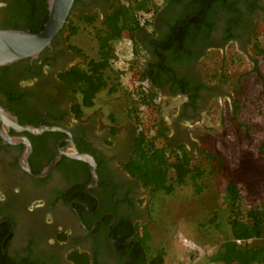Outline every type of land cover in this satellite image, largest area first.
I'll use <instances>...</instances> for the list:
<instances>
[{"label": "flooded vegetation", "instance_id": "obj_1", "mask_svg": "<svg viewBox=\"0 0 264 264\" xmlns=\"http://www.w3.org/2000/svg\"><path fill=\"white\" fill-rule=\"evenodd\" d=\"M196 1L144 0L142 4L146 7L141 12L145 19L140 18V27L133 35L132 46L129 45L133 48L137 44L141 52V58L136 56L141 69L137 81L154 89L155 101L184 99L179 110L185 114L184 119H162L168 130L166 137L174 145L189 143L187 122L200 114L209 96L220 92L217 86L212 91L202 81L197 70L200 58L214 48L225 51V46L231 44L253 48L263 36L258 35V24L264 22V0H206L204 16L212 24L209 38L199 43L190 41L182 60L168 59L165 54L160 66L168 64L164 66L161 86H153L149 79L141 82L146 68L159 57L156 49L151 55L146 38L154 34L163 39L169 28L181 22L188 5L189 16L196 17ZM227 1L235 4L230 5L234 12L224 11ZM8 2L0 0V20ZM208 7L211 9L207 15ZM107 11L108 5L102 0H77L70 14L77 18L98 14L102 23ZM229 22L231 33L227 30ZM230 34L233 36L229 37ZM69 35L66 30L58 34L51 48L35 60L18 61L0 69V107L13 114L18 125L52 126L64 131L32 135L15 132L11 127L5 132L0 126V264H74L71 259L74 253L87 255L89 264H149L148 251L141 248L135 235L142 237L146 231L147 203L152 204V197L149 189L143 188L123 164L133 154L134 140H140V133L146 135L150 110L139 105V121L144 125L127 116L130 122L120 130L114 113L102 114L93 110L94 105L81 108L82 115L76 118L73 106L81 97L58 78L62 71L80 67L79 56L67 43ZM130 48L128 51L134 56ZM130 72L136 75L129 66L130 87L120 90L123 101L133 97L140 85L134 84L135 76ZM180 83L188 84L187 93L179 87ZM198 84L203 87L193 110L188 95L196 91ZM110 88L105 89L106 93H118L119 88L109 92ZM155 101L153 108L157 115L160 111ZM125 107L128 114L129 107L127 104ZM106 113L105 125L102 117ZM14 136L28 141L29 153L22 140L15 143ZM70 146L93 158L96 181L85 162L62 155L52 165L59 153ZM145 245L149 248L147 242Z\"/></svg>", "mask_w": 264, "mask_h": 264}, {"label": "trees", "instance_id": "obj_2", "mask_svg": "<svg viewBox=\"0 0 264 264\" xmlns=\"http://www.w3.org/2000/svg\"><path fill=\"white\" fill-rule=\"evenodd\" d=\"M102 1L108 5V11L103 22L100 23V27L95 25L97 15L79 16L77 18L70 14L64 29L61 31L68 30L71 36L79 32L80 26L73 25L71 22L73 17L81 22L84 27L88 26L92 29L91 34L96 44L94 55L88 57V60L86 58L85 68L74 66L58 74L59 80L71 88L73 93H77L81 97L80 102L78 101L79 103L73 106V113L76 118L81 117V108L92 107L96 95L109 86V77L105 76V70L111 71L117 81L116 86H112L109 92H115L116 88H122V84L119 83V74L113 67L120 56L132 46L125 44L124 40L133 41V35L141 24L140 18L145 19L141 12L146 7L142 4L144 0ZM226 3L224 11L234 12L233 6L230 5L235 4L232 1ZM205 5L206 0H197L194 3V14H196L194 18L189 16L191 13L190 6L185 7L186 11H183L180 17L181 22L175 24L173 28H169L163 39L154 34L150 35V38H146L150 45L151 55L154 56L153 49H156L159 57L157 61H152L146 68L145 73L141 75L143 77L140 78L141 82L149 79L153 86H161L164 66L168 64L166 63L163 67L160 66L163 56L166 54L168 59L182 60L181 55L189 51L188 44L190 41L199 43L209 38L212 24L207 16H204ZM210 7H208L207 15ZM2 12L4 13L0 20V29L27 31L32 34L42 30L48 17L46 0H9L7 7ZM147 23L149 24V22ZM231 24L229 22L227 26L230 33ZM232 36L233 34L229 35V37ZM135 45L137 46V44ZM136 46H134L135 50L134 47L130 49L134 56H141V52ZM69 48L77 56L83 53V50L78 47L69 46ZM131 64L136 65L137 59L132 60ZM133 67L131 66V71H134ZM132 76L135 75L132 74ZM181 84L179 87L187 93L188 84ZM202 87L198 84L196 91L188 95L191 108H196L195 102L199 98V90ZM138 88L133 97L130 96L126 100L129 107L128 117L131 121L134 120L136 124L144 125L139 121L141 118L139 117L138 106L143 105L153 111L156 92H153V88L144 89L141 85ZM149 122L151 125L144 130L146 135L143 137V134L140 133L141 135H138L140 140H134L133 154L129 161L123 164V168L143 188L149 189L152 197L151 203H156L161 194L170 195L176 188L186 186L190 179L193 188L194 207L198 209L194 210V231L197 236L200 234L208 236L209 234L211 238H218V236L220 238L219 248L212 256H209L208 263L264 264V242L261 244L256 242L264 238V202L260 204L248 202L242 196L235 180H231L221 193L222 195L220 194L221 200L224 202L223 205H215L211 210L206 205L202 206L203 200L206 203L204 196L209 194L207 186L209 184H205L203 179L204 171L198 168H190L188 152L183 145H174L168 140L165 134L167 128H164L163 121L152 118ZM112 130L115 131V129ZM216 160L220 164L223 163L221 158ZM211 191L215 192L214 189ZM206 227L207 230L203 229ZM135 240L142 245L141 248L144 251H148L149 264H164L163 251L153 250L151 252V245L149 248L145 245L146 242L148 244L150 242V235L147 231H144L142 237L136 233ZM71 259L74 264H89L87 255L74 253Z\"/></svg>", "mask_w": 264, "mask_h": 264}, {"label": "rangeland", "instance_id": "obj_3", "mask_svg": "<svg viewBox=\"0 0 264 264\" xmlns=\"http://www.w3.org/2000/svg\"><path fill=\"white\" fill-rule=\"evenodd\" d=\"M73 17L71 22L81 29L77 34L68 36L67 43L83 50L77 61H80V67L85 68L86 58L88 60L94 55L96 44L92 29L84 27ZM95 25L100 27L99 17ZM259 34L263 35L262 40L253 48L239 44L227 45L225 51L214 48L207 51L197 64L202 81L212 91L217 86L220 92H215L211 98L209 96L200 114L196 113L194 121L187 122L189 143L180 145L188 152L190 168L204 171L203 179L205 184H209V194L203 195L206 203L203 200L202 206L206 205L210 210L215 205L224 204L221 193L231 180H235L248 202H264V22L258 24ZM124 43L131 45L132 41L124 40ZM132 60H136V56L127 51L114 65V70L122 73L119 83L122 88L130 87L128 68L134 66V84L149 89L146 82L137 81L141 69L138 64L131 65ZM105 75L110 80L109 88L115 87L117 81L113 73L107 71ZM120 90L114 95L101 91L96 95L93 107L102 114L106 111L114 113L119 130L130 122L125 107L127 102L123 101ZM181 98L157 99L155 102L160 112L156 115L155 110L150 111L146 121L148 126L152 118L180 120V104L184 101ZM108 113L102 117L105 125L108 124ZM217 158L223 159V163L220 164ZM189 180L186 186L176 188L172 194L159 195L153 205L147 203L149 220L145 228L150 235L149 245L151 252L163 251L164 264H211L208 258L220 245L219 236H197L194 231V210L198 209L194 207L193 188ZM203 229L207 230V227ZM256 242L261 244L264 238Z\"/></svg>", "mask_w": 264, "mask_h": 264}, {"label": "water", "instance_id": "obj_4", "mask_svg": "<svg viewBox=\"0 0 264 264\" xmlns=\"http://www.w3.org/2000/svg\"><path fill=\"white\" fill-rule=\"evenodd\" d=\"M75 0H46L48 17L42 30L36 34L20 30L0 29V68L9 66L22 60H35L45 50L51 48V44L56 36L64 29L67 19ZM1 130L7 132L11 127L15 132H27L32 135H41L44 132H64L58 127L50 126H20L16 118L8 110L0 107ZM15 143L23 141L27 153L30 151L28 141L21 136H14ZM85 162L89 165L94 181H96V165L93 158L84 153H79L70 146L59 153L58 158L52 162L56 163L60 156Z\"/></svg>", "mask_w": 264, "mask_h": 264}, {"label": "crops", "instance_id": "obj_5", "mask_svg": "<svg viewBox=\"0 0 264 264\" xmlns=\"http://www.w3.org/2000/svg\"><path fill=\"white\" fill-rule=\"evenodd\" d=\"M140 58H141V56H140ZM181 99H182V98H181ZM192 109L194 110V107H193ZM191 113H192V111H191ZM191 113H190L191 117L194 118V114H193V113L191 114ZM179 116H180L181 118H183V119L185 118V114H184L183 112H181V113L179 114ZM193 121H194V120H193ZM163 122H164V121H163ZM164 126H165V122H164Z\"/></svg>", "mask_w": 264, "mask_h": 264}]
</instances>
